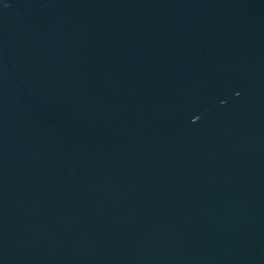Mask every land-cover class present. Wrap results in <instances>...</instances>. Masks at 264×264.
<instances>
[{
  "label": "water",
  "instance_id": "obj_1",
  "mask_svg": "<svg viewBox=\"0 0 264 264\" xmlns=\"http://www.w3.org/2000/svg\"><path fill=\"white\" fill-rule=\"evenodd\" d=\"M0 264H264V0H0Z\"/></svg>",
  "mask_w": 264,
  "mask_h": 264
}]
</instances>
